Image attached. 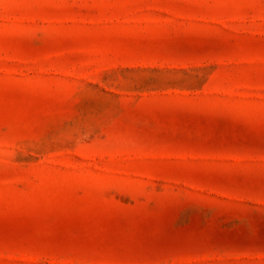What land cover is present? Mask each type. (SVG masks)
Listing matches in <instances>:
<instances>
[{
  "label": "rangeland",
  "instance_id": "obj_1",
  "mask_svg": "<svg viewBox=\"0 0 264 264\" xmlns=\"http://www.w3.org/2000/svg\"><path fill=\"white\" fill-rule=\"evenodd\" d=\"M0 264H264V0H0Z\"/></svg>",
  "mask_w": 264,
  "mask_h": 264
}]
</instances>
